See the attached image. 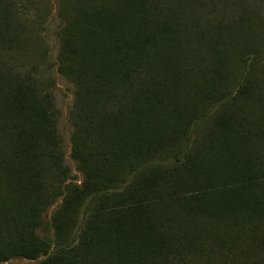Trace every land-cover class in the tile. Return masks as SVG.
<instances>
[{
	"label": "trees",
	"instance_id": "obj_1",
	"mask_svg": "<svg viewBox=\"0 0 264 264\" xmlns=\"http://www.w3.org/2000/svg\"><path fill=\"white\" fill-rule=\"evenodd\" d=\"M59 2L57 72L74 95L82 178L66 161L53 64L39 75L51 51L42 36L29 69L0 65V264H264L261 149L236 155L264 147V132L238 134L245 111L227 109L253 96L264 105V84L250 85L254 47L232 77L217 44L195 58L192 31L211 35L187 23L191 0ZM240 10L239 29L264 34L259 14ZM14 24L0 9V57L21 49ZM54 207L49 238L40 230Z\"/></svg>",
	"mask_w": 264,
	"mask_h": 264
},
{
	"label": "rangeland",
	"instance_id": "obj_2",
	"mask_svg": "<svg viewBox=\"0 0 264 264\" xmlns=\"http://www.w3.org/2000/svg\"><path fill=\"white\" fill-rule=\"evenodd\" d=\"M173 2L174 0H165V4L168 5ZM59 3V0H0V9L8 11L12 22L15 23L14 26L20 31L22 42L21 49L14 50L10 54H3L0 57V65L5 69H13L15 70L14 72L26 71L37 61L33 58V55H41L44 45L40 38L42 36L45 38L47 46L51 49V61L48 59L46 63L44 59L42 60L44 64L39 69V75L45 78V75L48 74L47 68L53 64L54 72L52 71V74L55 78L54 95L57 108L61 112L60 131L65 140L66 161L71 167L73 174L81 179L82 176L77 172L76 165L71 159L72 125L70 118L74 95L71 85L57 72V57L59 53L57 34L61 26V20L58 16ZM189 4L191 9L185 14L189 21L187 23H197L203 27L205 32L207 31V38L210 37L209 33L211 35L210 39L204 40L199 37V32L192 31L195 32L193 36L195 58L198 57L199 53H204V56H210V46L217 44L219 46L217 49L223 54L222 58L225 60L224 65L226 67L224 71L232 77H238L241 73V62L245 57L244 48L249 47L252 49L254 47L256 61L251 65L250 85L254 88L255 83L264 84V34H261L259 29L247 31L242 26L239 29L235 24L237 13L241 14L243 11L240 9H244L247 12L254 11L259 14V19L262 18L264 20V0H191ZM190 12H193V14H190ZM46 15H48V20L44 25ZM231 18L233 24L227 27L228 30L226 28L219 29L220 21L229 22ZM43 25L44 30H42ZM236 29L238 32H235ZM211 68H213V63L209 70ZM201 105L203 106V102ZM227 109L232 112L237 111L239 114L241 111H245L246 121L243 127L236 128L238 134L243 135L245 133L247 136L259 137V133L264 132V124H260V127H256L253 124L256 118L264 115V105L257 104L254 96L249 98L246 103L239 99L237 103H232ZM242 139L245 138L238 137V141L240 140L239 144H246ZM243 146H246L245 149L237 147L236 155H241L243 151H246L245 155L249 157L250 152L260 148L264 167V147L252 142H247ZM54 210L55 207L46 214L44 225L40 230L42 235L49 238H53L50 221ZM39 262L40 260L16 259L4 264H38Z\"/></svg>",
	"mask_w": 264,
	"mask_h": 264
}]
</instances>
